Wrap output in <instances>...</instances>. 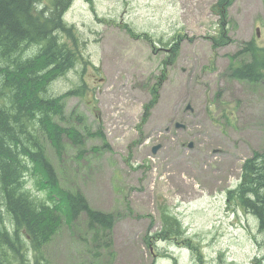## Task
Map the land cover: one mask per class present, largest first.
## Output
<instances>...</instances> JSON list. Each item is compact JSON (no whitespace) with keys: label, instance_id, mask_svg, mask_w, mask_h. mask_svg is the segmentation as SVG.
I'll use <instances>...</instances> for the list:
<instances>
[{"label":"rangeland","instance_id":"rangeland-1","mask_svg":"<svg viewBox=\"0 0 264 264\" xmlns=\"http://www.w3.org/2000/svg\"><path fill=\"white\" fill-rule=\"evenodd\" d=\"M49 3L39 0L38 7L50 12ZM219 3L70 2L64 17L76 27L82 59L50 90L59 94L85 82L83 95L66 98L61 123L94 135L85 139L82 152L64 137L61 155L43 139L62 184L81 190L94 208L117 215L115 253L96 252L82 215L74 228L63 225L44 247L51 263L150 264L154 253L155 258L171 254L178 264H223L224 257L227 264H250L257 249L249 237L264 234L259 235L253 215L233 203L229 207L227 192L239 184L244 160L264 148V80H232L227 70L230 55L244 42L264 45V1L227 4L233 41L216 49L210 36L219 29ZM128 26L143 33L132 36ZM177 32L184 35L181 53L167 67L165 45ZM153 82L160 98L144 123ZM164 211L181 219L198 250L171 240H157L151 248L146 237L161 229ZM9 252L13 264H21L14 261V250Z\"/></svg>","mask_w":264,"mask_h":264},{"label":"trees","instance_id":"trees-1","mask_svg":"<svg viewBox=\"0 0 264 264\" xmlns=\"http://www.w3.org/2000/svg\"><path fill=\"white\" fill-rule=\"evenodd\" d=\"M71 1L50 0L47 12L46 7H38L39 0H0V264L14 263L9 249L14 250V261L28 264L30 253H45L44 247L63 225L74 228L82 215L87 217L96 252L115 253L113 231L117 215L94 208L81 190H70L62 184L43 139L46 137L61 155L64 137L82 152L85 139L94 135L91 131L82 132L76 125L61 123L66 98L83 95L85 82L59 94L50 90L55 79L65 76L82 59L76 27L64 17ZM231 1L220 0L215 9L220 18L219 29L210 38L216 49L233 41L226 11ZM128 31L135 37L143 33L129 26ZM183 39L184 35L177 32L165 45L171 49L163 59L164 66L175 63ZM230 56L227 74L232 80L251 84L264 80V45L246 41ZM246 56L249 60H244ZM165 75L164 69L160 84ZM150 92L152 99L144 107V123L160 98L154 82ZM241 168L239 184L227 192L229 207L233 203L253 215L259 235L264 234V148L255 150ZM160 217L161 229L146 237L151 248L157 240H171L198 250L192 238L186 237L176 214L164 211ZM249 240L258 250L250 264H264V253L260 252L261 248L264 251V238L255 234ZM198 256L203 261L202 254ZM173 262L178 264L176 258ZM223 264H227L225 257Z\"/></svg>","mask_w":264,"mask_h":264},{"label":"flooded vegetation","instance_id":"flooded-vegetation-1","mask_svg":"<svg viewBox=\"0 0 264 264\" xmlns=\"http://www.w3.org/2000/svg\"><path fill=\"white\" fill-rule=\"evenodd\" d=\"M169 49H171V48H166L167 52H169ZM257 252H258V250L256 251L255 254H257ZM260 252L264 253L262 248H261ZM153 255H154V258L150 264H157L158 260H162V261H164V260L169 261L170 260V261H172L173 264H175V262H173L174 258H172V257L167 258V257L160 255L159 258H155V256L157 254L153 253ZM29 258H30L29 264H38L37 263L38 258H40V261H41V262H39L40 264H55V263H51V259L49 258V254H47V253H42L40 255L37 253H30ZM119 258H117V261H119ZM56 260L57 259H54L53 261H56ZM117 264H119V263L117 262Z\"/></svg>","mask_w":264,"mask_h":264},{"label":"water","instance_id":"water-1","mask_svg":"<svg viewBox=\"0 0 264 264\" xmlns=\"http://www.w3.org/2000/svg\"><path fill=\"white\" fill-rule=\"evenodd\" d=\"M258 33H259V31H258ZM177 127H185V125L184 124H178V126ZM190 146H193V143L191 142L190 143ZM160 148V145H157V146H155L154 148H153V150L154 151H157L158 149Z\"/></svg>","mask_w":264,"mask_h":264}]
</instances>
